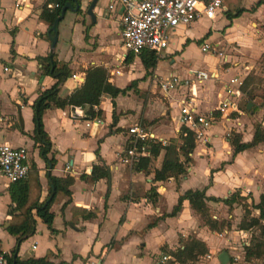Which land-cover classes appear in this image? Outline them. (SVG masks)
<instances>
[{"label": "crops", "instance_id": "obj_1", "mask_svg": "<svg viewBox=\"0 0 264 264\" xmlns=\"http://www.w3.org/2000/svg\"><path fill=\"white\" fill-rule=\"evenodd\" d=\"M92 1L66 2L72 9L75 4L78 7L72 11L66 10L56 24V43L51 50L47 25L39 19L46 0H0V144L6 143L12 145L11 147L27 150L28 166H33L37 172L41 188L40 201L45 199L48 192L45 178L47 169L38 156L37 145L30 139L33 132L31 105L38 93L51 88L55 80L42 73L37 59L53 54L57 66H66L69 75L58 86L57 95L60 99L77 89L83 82V71L93 66L103 67L109 75L108 81L119 89L125 88L131 81H137L134 88L113 100L114 109L111 108L108 97L100 98L99 105L93 107V110L101 111V115L97 117L101 120L99 125L89 123L86 126L88 119L85 117V109L50 107L44 111L42 128L50 143L46 157L54 161L49 174L59 179L70 178L72 183L67 187L69 196L57 194L49 208L53 214L50 228L34 218V233L20 242L16 257L19 261L44 259L50 264H178L172 262V258L164 254L162 249L173 252L178 248L180 238L185 240L193 237L207 249V254L193 264H204L205 259H208L207 264H216V258L221 252L227 254V264H260V261L244 259V248L249 244L251 232L239 230L237 227L244 218L245 208L248 210V217L257 219L259 216L254 206L258 204L264 186V143H258L233 155L232 148L225 139L218 137L220 132L212 131V126L208 130L211 136L209 144L196 141L199 145L195 143L192 152L188 154L190 161L185 164V173L182 175L168 177L160 182L153 181L152 172L160 167L162 152L153 159V170L148 173L133 172L131 168L121 166L117 154L125 147L126 128L133 124H128V121L134 122L139 118L137 114L132 113L134 102L131 92L145 86L144 70L139 59L134 56L143 73L128 78L127 74L122 72L118 65L119 62L124 63L125 56L120 46L118 12L106 10L108 0H102L100 8L97 7L99 0H96L90 11L93 19L91 20L87 9ZM242 1L246 0H239L240 5ZM259 1L262 0L249 3ZM242 6L238 10H241ZM258 7L256 6V12L259 13ZM225 12L223 6L221 14ZM237 18L231 21L226 19L225 27H231L232 22L238 31L242 32L246 20L238 23ZM198 21L187 27L176 28L173 34L181 33L184 40L173 50L169 45L166 49L168 52L165 50L161 54L170 56L178 52L182 59L185 46L191 39V33L188 31ZM207 31H203L197 38L207 35ZM119 49L122 52L116 54ZM115 61L118 69H115V64L114 68H109ZM159 62L157 61L152 73L157 76L167 75L159 72L162 70L158 67ZM188 67L189 64L185 66L186 74L190 70ZM4 68L6 71H3ZM71 74H82V81L75 83L70 78ZM122 76L125 77L124 80L120 84L117 83L115 78ZM227 81L223 80L225 84L222 86L214 85L208 95H198L200 98L197 100L194 98L195 94L192 102L198 113L211 114L224 129L228 128V125L232 127L241 143H248L254 132V127L246 122L245 117L250 103L245 109H240L239 98L235 100L238 102L240 114L231 115L225 121L226 126L223 118L216 112L218 104L225 98L226 87L241 97L238 88L241 82L233 89V84ZM174 97L168 102L170 108L166 115L170 122L177 118L178 124L179 98ZM124 102H129L130 106H121L120 109L119 104ZM112 112L117 119L114 126H111ZM142 119L146 118L143 116ZM19 120L23 135L18 131ZM144 131L153 136L152 140H158L150 130ZM158 141L165 144L170 140ZM149 143L154 141L150 140ZM94 165H103L108 169L107 180L88 179ZM8 185L9 183L0 176V253L5 255H9L15 242L14 237L4 230L10 220L6 213L10 204ZM150 189L153 193L148 196ZM187 190H204L206 198L218 200L228 199L233 195L243 199L239 203L248 201L251 209L248 206L240 209L237 202L228 206L221 202L206 201V207L213 214L214 220H227L230 223L229 229H222L220 232H212L203 226L185 200L174 217L161 218L162 215L170 213L178 197ZM261 223L264 224L263 219ZM161 256L169 259L160 263Z\"/></svg>", "mask_w": 264, "mask_h": 264}, {"label": "trees", "instance_id": "obj_2", "mask_svg": "<svg viewBox=\"0 0 264 264\" xmlns=\"http://www.w3.org/2000/svg\"><path fill=\"white\" fill-rule=\"evenodd\" d=\"M66 2H69V0H46V4L50 3L57 5L56 9L48 10L45 4L39 16L40 21L47 25L48 40L55 34V32L53 33L50 31V27L54 19L58 16L61 7ZM259 5L260 4H257V6ZM226 12L225 16L228 21L239 17L241 14V10H236L234 14ZM136 57L139 59L144 70V77L151 75L158 61L157 56L151 51H142L136 55ZM53 58L54 55L49 54L46 58L37 59L38 64L42 67V73L53 78L55 83L51 88L39 92L31 105L33 132L30 139L37 145L38 156L44 162L45 168L47 169L45 178L48 192L45 199L40 201L41 188L37 180L36 169L33 166H30L23 180L8 185L7 194L10 204L7 206L6 213L10 216V220L4 227V230L8 235L14 237L15 242L9 255L2 254L6 259V264H50L44 259H27L25 261H19L16 257L17 249L20 242L34 233V218L39 219L48 229L50 228L53 214L49 211V208L54 202L55 196L59 193L69 196L67 187L72 183V179H59L49 174V169L53 167L54 161L46 157L50 149V143L42 128L41 119L44 111L50 107L58 109L72 107L85 109V117L87 119L99 117L101 111L93 110V107L99 105L102 96L110 99L111 108L114 109L113 100L118 95L123 96L125 92L134 88L137 83V81H131L128 86L119 89L108 81L107 72L103 67L93 66L83 71L84 79L82 84L77 89L73 90L67 97L60 99L57 95L58 86L68 77L69 72L65 65L57 66ZM133 58V54L126 53L123 62L128 65L132 62ZM116 121L117 119L112 112L111 126H114ZM18 131L23 135L20 120ZM178 140L180 141L179 145H176L173 140L168 141L165 145H161L159 142L146 143L147 154L140 157L138 162L131 167V170L133 172L148 173L149 164L160 152H162L163 155L160 167L154 169L152 172L153 181L160 182L168 177L175 178L184 174L186 169L185 164L190 161L188 154H190L194 148V135L185 128H181L178 134ZM225 141L232 148L234 155L258 143H264V128L256 126L253 136L248 143H241L237 135H234L232 138L228 136L225 138ZM95 155L97 156V151H95ZM108 177V169L105 166L94 165L91 168L88 179L90 181H97L99 179L107 180ZM148 192L149 196L153 193V190L150 189ZM184 200L187 201L190 209L199 217L203 226L207 227V229L212 232H220L222 229H228L229 225L223 220L216 221L211 219L206 207V201L213 203L221 202L224 205L230 206L232 203H239V201L243 199L231 195L228 199L218 200L206 198L204 196V190H187L182 196L178 197L176 205L171 209L170 213L162 215L161 218L174 217L180 211L181 203ZM254 209L259 212L258 218H248L249 213L245 208L244 218L237 229L251 232L249 244L244 248V259L246 261H260V264H264V261H262L264 253V224L261 223L264 216V186L259 196V202L254 206ZM253 231H256L257 234H253ZM178 242L179 246L173 252L162 249V252L168 254L174 263L193 264L200 257L207 254L205 245L193 237H188L185 240L180 238Z\"/></svg>", "mask_w": 264, "mask_h": 264}, {"label": "rangeland", "instance_id": "obj_3", "mask_svg": "<svg viewBox=\"0 0 264 264\" xmlns=\"http://www.w3.org/2000/svg\"><path fill=\"white\" fill-rule=\"evenodd\" d=\"M252 1L254 0H246L241 2V5H243L244 7L242 6L241 15L239 18L236 19V21H238V23H243L244 20H246L245 29L242 32H239L236 26H234V23L232 22L230 25L231 27H225L226 23L224 22H226V18L224 13L220 14V16L216 17L213 21H208L205 19L200 20L197 23H194V25H192L188 31L191 33L189 34V37H191V39L187 46H185V55L183 56V58L181 59L180 56H178V52L170 56L166 54H159L157 56L158 61H160L158 67L162 68V70L158 71L162 72V75L168 74L167 72H169L182 78L186 76L185 66L187 64L190 65V67H188V69H190L189 71H214L217 74V79L213 82L207 81L203 83L198 88V90L195 91L196 97L194 98L196 100L197 98H200L198 96L200 94L208 95L209 91H211V88H213L214 85H224L225 83H223V80H228L227 82H229V84H233V89H235L236 86L240 85L241 82V85L238 86L239 91L241 92V97L239 94V96L237 95L235 97V100L239 98L240 109L244 108L248 103H250V108H248V110L245 112L246 122L251 124L254 128L256 126H261L263 128L264 125L262 126V124H264V2L259 1L250 4L249 2ZM258 3H260L258 7V10L260 11L259 13L256 12V6ZM222 5L226 9V13L229 14H234L235 11L238 10L241 6L239 0H224ZM101 6L102 0H99V2L97 3V7L100 8ZM252 10L255 11L252 12ZM205 30H208L207 35L197 38ZM185 33L186 31L184 32V34ZM182 38L183 36L181 35V33L176 35L173 34L170 37V49L173 50L175 47H177V44L180 41L184 40ZM202 45L207 46V49L205 51H200ZM252 45L253 47H251ZM166 51L168 52V50ZM120 52L122 51H120L119 49L116 51V54H120ZM123 55L125 56L126 53L123 52ZM117 62H119V59ZM117 62L115 61V63L109 65V68L115 67V69H118L116 67ZM113 64H115L114 67ZM118 66L121 67V70L122 72H124V74H127L128 78H132V76L135 77V74L141 72L143 73V70H141V67L138 64V60H136L135 57L129 65H126L124 63L122 64V62H119ZM224 76L225 79H223ZM124 78V76L120 78H115V81L120 84L121 81L124 80ZM157 78L158 76L155 75V73H152L151 76H145V86L141 87V89L139 90L137 89L135 92H131L133 93V96L131 94V98L134 102V106L132 107V113L137 114L139 118L136 119L134 122L128 121V124L136 123L142 129H148L153 132L154 135L158 138V140H173L176 145H179L180 141L178 140V134L181 127H179L180 125L177 124V118L176 120H174V122H170V118L166 115V113H168V109L170 108L168 103L170 99L167 100L159 94ZM174 98L177 99V97ZM215 102L216 101H214V103ZM192 104L194 105V103ZM125 105L130 106V103H120L119 108L121 109V106ZM143 116L146 118L145 120L142 119ZM213 118L215 122L212 125L213 127L211 129L214 133L220 132L218 134V137L221 138V140L225 138L224 136L226 132H228L229 128V131H231L229 133V138H232L234 135L238 136V134H235L233 132L232 127H229L228 125V128L226 127V129H224L221 124H217L218 119L214 116ZM220 118H222V116H220ZM225 121L226 120H224V122ZM226 124L227 123L225 122L224 125L226 126ZM244 126L246 127L247 125L245 124ZM220 129L222 131H220ZM158 140L154 139L151 141L160 143L161 141ZM166 143L167 142H165V144ZM195 143H197L196 145H199L198 142ZM165 144L163 143L162 145ZM154 161L155 160L151 161L149 171L153 170ZM125 168L128 169V167ZM239 204L240 209H243L246 206L251 209L250 203L248 201H244L243 203ZM249 212L251 214L252 210H250ZM208 213L211 216V219L214 220V217H212L213 214L209 211ZM223 221L228 222L227 220ZM229 224L230 223L228 222V225ZM256 231H253V234L256 235ZM219 250L221 251V249ZM220 251H218V253ZM207 262L208 259H205L203 261L204 264H207ZM216 264H218L217 261Z\"/></svg>", "mask_w": 264, "mask_h": 264}, {"label": "built area", "instance_id": "obj_4", "mask_svg": "<svg viewBox=\"0 0 264 264\" xmlns=\"http://www.w3.org/2000/svg\"><path fill=\"white\" fill-rule=\"evenodd\" d=\"M224 0H108L107 11L118 12L120 46L124 53L134 56L142 51H151L156 56L164 52L170 44V37L178 27H187L201 19L213 21L220 16ZM264 2V0H262ZM47 9H56V4L46 5ZM264 47V46H263ZM207 46H201L205 51ZM264 49V48H263ZM3 71H6L4 68ZM75 83L82 81V74H71ZM159 94L169 100L177 96L178 124L194 135L195 142L209 144L208 130L215 120L211 114H200L192 104L195 91L205 82L217 79L213 72L188 71L185 77L167 74L158 76ZM239 84V83H238ZM225 98L218 104L216 112L224 120L232 114L238 115L235 96L237 93L227 87ZM89 123L101 124L99 118L88 119ZM231 131L228 130L225 138ZM125 147L117 154L118 163L129 169L138 162L140 157L147 154V145L153 136L144 131L139 125L132 124L126 128ZM224 138V139H225ZM29 170L27 150L22 147H11L6 143L0 144V176L9 184L23 180ZM34 246H31V250ZM209 258V256H207ZM169 258L161 256L163 263ZM0 264H6L5 257L0 253Z\"/></svg>", "mask_w": 264, "mask_h": 264}, {"label": "water", "instance_id": "obj_5", "mask_svg": "<svg viewBox=\"0 0 264 264\" xmlns=\"http://www.w3.org/2000/svg\"><path fill=\"white\" fill-rule=\"evenodd\" d=\"M95 2H96V0H93V1L89 4L88 9H87V15L91 16V14H90L91 12H90V11H91V9L93 8ZM77 7H78V6L75 4L74 9H72L68 3H65V4L61 7L58 16L54 19V21H53V23H52V25H51V27H50V31L54 33V31H55V27H56V24L62 19L63 14H64V12H65L66 10H68V11H72V10L77 9ZM91 20H93V19H92V16H91ZM55 43H56V35L53 34V37H52L51 40H50V49H51V50L54 48ZM263 223H264V216H263ZM216 259H217V261L219 262V264H227V263H228V256H227V254H226L225 252H221V253L217 256Z\"/></svg>", "mask_w": 264, "mask_h": 264}]
</instances>
